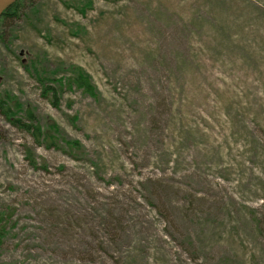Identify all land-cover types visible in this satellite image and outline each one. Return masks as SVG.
<instances>
[{"label": "rangeland", "instance_id": "1", "mask_svg": "<svg viewBox=\"0 0 264 264\" xmlns=\"http://www.w3.org/2000/svg\"><path fill=\"white\" fill-rule=\"evenodd\" d=\"M18 9L0 19V264H264V0Z\"/></svg>", "mask_w": 264, "mask_h": 264}, {"label": "trees", "instance_id": "2", "mask_svg": "<svg viewBox=\"0 0 264 264\" xmlns=\"http://www.w3.org/2000/svg\"><path fill=\"white\" fill-rule=\"evenodd\" d=\"M21 0L16 1L14 4H12L10 7H8V9H6V11L2 14V16L0 17H10V16H15L18 13V5L20 4ZM86 76L82 75L81 73L78 74V76L75 78L74 82L77 84V86H79L80 88H83L84 91L88 94V95H95V90L96 87L95 85L87 78H85ZM28 116L32 117V113L28 112ZM31 121H33V119H30ZM56 126V127H55ZM54 125H49L50 129L49 130H44V128L41 125L38 124H24L23 127L26 128L28 131H30L33 136L35 137V139L37 141L40 140H45L46 143H52V144H56L55 140L57 139L56 134L59 133V128L58 126L55 124ZM69 144L72 145V147H76V145L79 144V142L77 141H69ZM8 229H7V221L4 217V219L0 218V247L4 242V236L6 235Z\"/></svg>", "mask_w": 264, "mask_h": 264}, {"label": "water", "instance_id": "3", "mask_svg": "<svg viewBox=\"0 0 264 264\" xmlns=\"http://www.w3.org/2000/svg\"><path fill=\"white\" fill-rule=\"evenodd\" d=\"M16 0H0V16L4 13V11L12 5Z\"/></svg>", "mask_w": 264, "mask_h": 264}]
</instances>
